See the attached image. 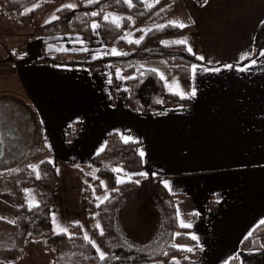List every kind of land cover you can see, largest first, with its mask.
Instances as JSON below:
<instances>
[{"label": "crops", "instance_id": "obj_1", "mask_svg": "<svg viewBox=\"0 0 264 264\" xmlns=\"http://www.w3.org/2000/svg\"><path fill=\"white\" fill-rule=\"evenodd\" d=\"M44 2L48 5L43 11H48L35 16V27L56 19L57 10L65 5L79 10L76 0H40ZM180 4L177 22L190 27L182 40L191 54L204 58L194 76L191 66L188 89L178 77L180 91L188 94L195 88L188 104L143 114L128 107L124 75L109 61L93 70L79 63L39 61L43 53H80L76 62L119 55L118 47L103 39L95 20L89 39L64 33L25 41L24 59L8 55L0 62V96L24 98L39 120L57 178L50 207L54 232H60L57 225L67 229L79 224L93 247H99L88 221L83 179L73 166L92 164L107 136L116 133L123 142H135L139 155L144 153L139 172L157 178L168 194L175 195L177 221L191 225L190 235L197 238L193 246L200 253L188 264H227L235 255L239 264H264V249H240L243 238L264 219V56L260 55L264 50L237 65L246 60L241 58L244 54H253L256 29L264 22V0H205L202 5L181 0ZM0 19L8 22L7 17ZM94 24L99 27L93 29ZM245 67L247 71L236 70ZM73 124L78 132L68 140ZM0 207L6 214L0 216L7 218L2 220L15 222L17 207L1 192ZM54 256L43 240L25 238L20 256L0 264H52Z\"/></svg>", "mask_w": 264, "mask_h": 264}, {"label": "trees", "instance_id": "obj_2", "mask_svg": "<svg viewBox=\"0 0 264 264\" xmlns=\"http://www.w3.org/2000/svg\"><path fill=\"white\" fill-rule=\"evenodd\" d=\"M202 5L205 0H196ZM35 0H0V11L3 16L18 20L22 27L32 26L34 17L47 4L22 11L33 4ZM79 10L61 7L57 10L56 19L50 21L36 31L40 36L64 33H80L86 39L90 38V24L98 21L103 39L112 46L118 47L120 54L94 61L76 62L80 53L73 55L66 52L54 54L43 53L39 59L50 64H83L92 70L109 61L113 67H119L124 75L125 84L129 88L127 105L143 114L162 113L163 109L175 105H185L190 98L181 99L180 95L167 91L163 79L150 68H145L146 61L163 60L179 77L181 85L189 88V71L191 66L202 64L191 54L181 41L189 26L180 28L166 23L143 31L142 27L166 10L171 4L169 0H77ZM95 12L97 15L93 16ZM110 13L120 15L119 26L111 19L105 20ZM137 29L131 34L134 39L125 36L126 30L132 25ZM264 50V22L258 25L254 41L253 54L249 59L238 63L243 65ZM74 56L70 60L66 58ZM114 102V90H112ZM2 98V97H1ZM27 113L34 121L33 149L24 159L14 160L13 165L0 171V177L5 178L7 194L20 204L15 208V222L0 219V230L7 229L13 233L14 245L5 249L0 262L14 261L23 252L25 238L41 239L45 248L53 249L55 257L52 264H188L200 256L199 250L193 246V239L188 227H181L177 221L175 195L167 193L160 181L152 175H136L134 179L117 182L119 166L124 169L137 170L142 167V159L136 151L135 142H123L116 133L107 136L105 146L96 154L89 165L73 166L82 176L83 199L88 210V221H100V227L92 228L99 242L103 245L105 255L102 260L79 224H70L67 232H54L51 227L50 207L54 200V188L57 182L56 174L48 160L49 152L44 144L42 130L36 113L26 105ZM16 118L18 116L16 115ZM78 132L77 125H71L68 140ZM94 175L85 173L83 169L93 170ZM35 169V170H34ZM37 173L39 178H37ZM85 173V174H84ZM2 180V179H0ZM108 184V196L97 200L103 191V181ZM32 189L37 202L30 205L25 201L26 190ZM147 194L155 201L159 213V228L154 237L146 244L135 247L129 245L116 231L115 221L118 205L131 194ZM99 205V206H97ZM264 221V219L262 220ZM261 221V222H262ZM259 223L240 243V249H264V224ZM186 249H192L187 251ZM227 264H239L237 256L229 259Z\"/></svg>", "mask_w": 264, "mask_h": 264}, {"label": "rangeland", "instance_id": "obj_3", "mask_svg": "<svg viewBox=\"0 0 264 264\" xmlns=\"http://www.w3.org/2000/svg\"><path fill=\"white\" fill-rule=\"evenodd\" d=\"M35 1L36 2L34 3V5L31 4L33 5L32 6L33 8L39 7L44 4L48 5V2H44L40 4V0H35ZM169 1L171 5L166 10L162 11V13H159L157 16H155L153 20H151L146 25H144L142 27L143 31H146L155 26H160L166 23H170L172 21L177 22L179 20L181 0H169ZM31 5L25 8L22 12L27 13L28 11H30ZM36 5H39V6H36ZM47 11L48 9L44 10L41 15H46ZM0 16H3V13L1 11H0ZM113 18H119L118 22L120 21V15L117 13H110L108 15V19L113 20ZM34 19H33V25L30 27L20 26L18 23V20H15L13 18H8L7 19L8 22H5L0 19V62L2 60L8 59V55L11 59H14V60L16 57L20 59L21 58L24 59V56H26V52H27L25 41H28L32 38L37 37L36 35L40 36L38 31H36L37 28L46 24V23H43L35 27ZM136 29H137V26L135 24L132 25L131 30L125 31V36L129 39H134V36L133 35L131 36V34H133V32ZM145 68L153 69L158 73V75L163 79L164 84H165V89L167 91L171 90V92H174L176 90L175 84L178 83V76L172 73L170 66L166 64L163 60L146 61ZM180 88H182V86L179 83V91H180ZM5 104L7 105L9 104L7 112L4 111ZM26 105H30V104L24 98L17 97L15 98V101H13L11 99H6L3 97L1 98L0 96V123L7 122L8 121L7 119H10V118L12 120L14 119V116L17 115L18 118H21V121H20L21 127H18V130L21 129L23 126H24L23 128L30 127V125H28V122H26L27 110L26 108L24 110V107H26ZM11 111H15L16 114L12 113ZM27 115L29 116L28 113ZM25 130L26 129H24L23 136H26V139H27V137H29V134L25 132ZM25 144L26 143H23V149L25 148ZM3 159L0 163V171H3L6 167L13 165L12 162L4 163ZM15 160L17 161V157H15ZM92 167H93L92 171H89L88 169L84 168L83 172L92 173L94 175L96 166H92ZM116 169L122 170V171H116L117 172V179H116L117 182L118 180L124 181V180L134 179L136 175L140 174V172L137 170L133 171L129 169H124L120 166ZM0 179H2L0 180V192L5 194L8 197L11 205L13 204L17 208L20 207V204L17 202V200L7 194L8 193L7 190H9L7 189V187H10V186L8 185V183L5 182V178L0 177ZM102 181H103V191L100 193V195H98L97 200H102L106 198V196H108V192H109L108 184H106L105 180H102ZM26 191L27 192H26L24 202L28 203L29 205L35 204L37 202V199L32 189H27ZM178 211H179V208H178ZM0 213L6 216L3 207H0ZM0 218L5 219V220L7 219L6 217H2V216H0ZM159 222H160V213H159V209L155 201L153 200V198L151 196H148L147 194H136L135 193L133 195L131 194L130 196L126 197L118 205V209L116 212L115 228H116V231L121 235V237L129 245L139 247V246L146 244L154 237V235L156 234V231L159 228ZM179 224H180V220H179ZM93 225L100 227V221L98 219L94 220L91 226ZM99 243L97 244L99 245L100 248L97 247L96 245L98 252H97V249L95 247L94 248L99 256L101 252L103 253V255H105L103 245L101 244V242ZM12 245H14L13 233L8 231L7 229L0 230V252L5 251V249H7L8 247ZM3 256L4 254L0 253V259L1 258L3 259ZM198 258L199 257L193 259V261H196ZM175 264H181V263L176 262Z\"/></svg>", "mask_w": 264, "mask_h": 264}, {"label": "flooded vegetation", "instance_id": "obj_4", "mask_svg": "<svg viewBox=\"0 0 264 264\" xmlns=\"http://www.w3.org/2000/svg\"><path fill=\"white\" fill-rule=\"evenodd\" d=\"M8 105L5 104V106H4L5 112L8 111ZM24 110H25V108H24ZM27 111L29 112V110H27ZM27 117H29V118H27ZM20 121H21V118H16V116H14V119L11 120V118H10V119H8L7 122L0 123V131L2 132L1 133V139L3 142H5V144L7 145L8 149H9V151L4 156V159H3L4 163L13 162L15 160V157H17V160L24 159L25 157H27L30 154V151L33 149L34 142H33V134L32 133H34L33 132L34 121H33V119L30 118V116H28L26 114V122H28V125H30V127L23 128L24 127L23 126L21 129L18 130V127H21ZM14 122H15V124H14ZM24 129H26L25 132H27L29 134V137H27V139H26V136H23L24 135ZM23 143H26L24 149H23Z\"/></svg>", "mask_w": 264, "mask_h": 264}, {"label": "snow or ice", "instance_id": "obj_5", "mask_svg": "<svg viewBox=\"0 0 264 264\" xmlns=\"http://www.w3.org/2000/svg\"><path fill=\"white\" fill-rule=\"evenodd\" d=\"M125 2L130 4V0H125ZM145 2H146V0H145ZM156 2L158 3L159 0H156ZM65 7H67V8H73V7H75V5H73V4H68V5H65ZM92 15L95 16V15H97V13L93 12ZM118 19H119V18H113L112 23H116L117 26H119V24H118ZM105 20H108V17H105ZM170 23H172L173 26L180 27V28H183V27H186V26H187V25H185V24L178 23V22H176V21H172V22H170ZM92 27H93V29H95V28L99 27V25L94 24ZM176 43H179V44H186L187 42H186V40H181V41H177ZM113 51H115V50H113ZM188 51L191 53V52H192V49L189 47V48H188ZM260 55L264 56V51H261ZM196 58L199 59V60H203V59H204V58L201 57V56H197ZM241 58H242V59H249V54L246 53V54H244ZM252 64H255V61H252ZM225 68H227V69H232V68H233V65H225ZM201 70H202V71H215V72H219V71H220L219 68H215V69L203 68V69H201ZM236 70H237V71H247V68H246V67H245V68H237ZM191 72H192V74H193V76H194L195 73L197 72V66H196V65H193V66H192V68H191ZM176 87H177V89H178V88H179V85L176 84ZM176 94L180 95V98H181V99L192 98V97H195V95H196V91H195V88H193V89L191 90V92L188 93V94H185V93L182 92V91H178ZM125 142H127V141H125ZM140 155H141V157H143L144 153L141 151V152H140ZM34 170H35V169H34ZM113 171H122V170H121V169H114ZM139 175H145V174H144V173H140ZM37 178H39V174H38V173H37ZM119 182H121V181L118 180V183H119ZM165 186L167 187V183L165 184ZM97 206H99V205H97ZM30 207H31V205H30ZM178 217H179V211H178ZM53 221H54V223H55V217H53ZM261 223L264 224V221H262ZM180 226H181V227H191L190 224H185L183 220H180ZM57 228L59 229L60 232H65V233L67 232V229H66V228L60 229L58 225H57ZM85 239H87V236H85ZM192 239H197V238H196L195 236H193ZM94 246H95V245H94ZM186 250H187V251H192V249H186ZM100 258H101L102 260L105 258L104 255H103V253L100 254Z\"/></svg>", "mask_w": 264, "mask_h": 264}, {"label": "water", "instance_id": "obj_6", "mask_svg": "<svg viewBox=\"0 0 264 264\" xmlns=\"http://www.w3.org/2000/svg\"><path fill=\"white\" fill-rule=\"evenodd\" d=\"M1 133L2 132L0 131V163L2 159L4 158L5 154L9 151L7 145L1 139Z\"/></svg>", "mask_w": 264, "mask_h": 264}, {"label": "bare ground", "instance_id": "obj_7", "mask_svg": "<svg viewBox=\"0 0 264 264\" xmlns=\"http://www.w3.org/2000/svg\"><path fill=\"white\" fill-rule=\"evenodd\" d=\"M27 114V113H26ZM27 118H29V117H27ZM31 118V117H30ZM8 120V119H7ZM14 124H15V122H14ZM33 127V126H32ZM17 131V130H16ZM12 158V157H11ZM13 159V158H12Z\"/></svg>", "mask_w": 264, "mask_h": 264}]
</instances>
